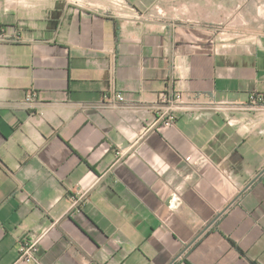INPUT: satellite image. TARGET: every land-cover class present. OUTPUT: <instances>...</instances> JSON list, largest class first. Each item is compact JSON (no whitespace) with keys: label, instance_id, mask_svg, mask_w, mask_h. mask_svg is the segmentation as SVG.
<instances>
[{"label":"crops","instance_id":"crops-1","mask_svg":"<svg viewBox=\"0 0 264 264\" xmlns=\"http://www.w3.org/2000/svg\"><path fill=\"white\" fill-rule=\"evenodd\" d=\"M240 1L0 0V264H264V38L208 26Z\"/></svg>","mask_w":264,"mask_h":264},{"label":"rangeland","instance_id":"rangeland-1","mask_svg":"<svg viewBox=\"0 0 264 264\" xmlns=\"http://www.w3.org/2000/svg\"><path fill=\"white\" fill-rule=\"evenodd\" d=\"M244 1L239 2L241 8L245 7L243 11H223L215 24L208 25L222 42L232 43L246 37L264 38V11L247 9L249 6H244ZM247 2L249 3V0Z\"/></svg>","mask_w":264,"mask_h":264},{"label":"built area","instance_id":"built-area-1","mask_svg":"<svg viewBox=\"0 0 264 264\" xmlns=\"http://www.w3.org/2000/svg\"><path fill=\"white\" fill-rule=\"evenodd\" d=\"M179 95H174L172 97V101H180ZM32 100V95H28L26 98V101L29 102ZM110 103H124L125 97L121 94L115 95L113 98L108 99ZM174 118L172 116L168 117V124L173 123ZM38 246L33 240H26L20 244V247L18 249V258L20 261L30 264L32 262H35L38 259Z\"/></svg>","mask_w":264,"mask_h":264},{"label":"water","instance_id":"water-1","mask_svg":"<svg viewBox=\"0 0 264 264\" xmlns=\"http://www.w3.org/2000/svg\"><path fill=\"white\" fill-rule=\"evenodd\" d=\"M251 184V183H250Z\"/></svg>","mask_w":264,"mask_h":264}]
</instances>
